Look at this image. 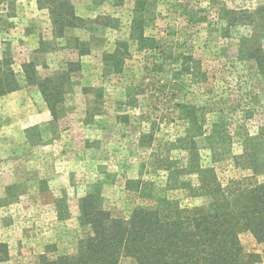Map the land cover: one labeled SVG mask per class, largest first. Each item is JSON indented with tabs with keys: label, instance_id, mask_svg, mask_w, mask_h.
I'll return each instance as SVG.
<instances>
[{
	"label": "rangeland",
	"instance_id": "374dc122",
	"mask_svg": "<svg viewBox=\"0 0 264 264\" xmlns=\"http://www.w3.org/2000/svg\"><path fill=\"white\" fill-rule=\"evenodd\" d=\"M69 1L75 13L73 0ZM76 1L87 5L90 14L95 5L94 18H81L84 26L66 29L63 37L39 38L47 51L56 45L74 49L64 52V57L80 65L58 105L57 118L51 123L46 110L49 121L40 127L30 125L32 107H39L34 96L39 95V104L46 105L20 73L23 64L34 60L40 77L57 72L45 71L48 52L29 55L24 48L26 35L38 32L40 15H48V10L37 0H0V60L9 55L19 90L32 95L29 104L23 97H6L13 92L0 96V242L9 254L2 263L35 264L42 254L49 258L74 255L78 240L89 234L81 227L80 210L88 194L102 198L113 217H127L139 206L162 210L167 204L201 205L203 200L189 197L181 186L197 181L195 174L178 169L187 152L174 143L183 135L176 104L205 108L204 128L219 115L229 130L234 153L240 152L244 130L264 132V83L254 64L237 56L238 40L248 29H227L220 21L223 8L253 10L264 0H142L143 20L135 26L136 0ZM134 28L153 38L165 54H172V47L190 53L200 62L206 79L177 90L172 86V61H166L163 74L153 70L157 55L138 48ZM76 31L79 37L72 35ZM260 35L264 51V30ZM75 38L82 43L79 48L88 50L86 54L78 55ZM125 41L129 55L122 72L104 75L102 53L111 51L115 42ZM142 135L145 141L140 142ZM57 138L61 143L54 146ZM196 141L201 163L206 164L210 143L204 137ZM211 144L214 152H220ZM253 148L244 166L235 167L228 157L213 163L222 185L229 179L264 173V137ZM257 180L264 181V174ZM136 181L145 187L128 190V182ZM36 191L44 192L41 198L33 195ZM29 200L43 207L30 210ZM239 239L244 252L258 254L256 264H264V244L256 243L248 232L240 233ZM119 264L131 261L122 258Z\"/></svg>",
	"mask_w": 264,
	"mask_h": 264
},
{
	"label": "trees",
	"instance_id": "16d2710c",
	"mask_svg": "<svg viewBox=\"0 0 264 264\" xmlns=\"http://www.w3.org/2000/svg\"><path fill=\"white\" fill-rule=\"evenodd\" d=\"M40 7L48 10L53 39L63 37L66 29L84 26V20L77 17L69 0H37ZM134 22L142 21V0H136ZM137 19V20H136ZM220 21L227 29L246 27L248 33L238 40L237 56L240 60L250 61L255 73L264 83V51L261 30H264V5L253 10H229L223 8ZM100 24V23H98ZM102 25V24H101ZM136 29L134 41L140 50H149L157 55L153 70L165 72L167 60L172 61V86L187 89L198 84L206 76L201 64L190 53L172 47V54H165L151 37H144L143 30ZM132 29V30H134ZM131 34V33H130ZM129 37L131 38V35ZM78 55L88 50L79 48L82 43L72 39ZM43 41L34 53L48 52ZM128 43L115 42L111 51L101 55L103 73L120 74L124 60L128 57ZM9 55L0 60V96L19 90L20 85L11 69ZM36 61L22 65V74L27 86H35L51 116V123L57 118L58 105L71 81L73 73L80 70L78 62H65L64 66L51 75L40 77ZM177 118L183 126V135L174 140L187 152L184 164L178 169L195 174L197 183H182L181 186L191 198L203 200L193 208L178 206L164 209L135 207L127 217H113L103 207L102 198L85 195L80 203L81 227L89 234L80 238L74 255H60L49 258L42 254L35 264H119L125 258L131 264H256L259 255L244 252L239 235L248 232L255 242L264 244V181L257 180L264 173H254L242 180L229 179L222 185L216 176L213 163L221 157H228L235 167L244 166L254 153V143L262 142L264 132L244 130L240 152L234 153L229 130L219 115L210 120L206 127L205 108L193 104L178 103ZM251 117V114H249ZM248 116V117H249ZM227 128V129H226ZM145 135L140 142L145 141ZM149 137V136H148ZM204 137L210 144L206 164H202L196 139ZM150 140L147 142L150 144ZM215 148L220 152H214ZM181 171V172H182ZM180 172V173H181ZM178 173V172H176ZM130 185V186H129ZM145 184L128 182V190L137 191ZM173 186V184H172ZM9 260L6 244L0 242V263Z\"/></svg>",
	"mask_w": 264,
	"mask_h": 264
},
{
	"label": "crops",
	"instance_id": "0c3cea01",
	"mask_svg": "<svg viewBox=\"0 0 264 264\" xmlns=\"http://www.w3.org/2000/svg\"><path fill=\"white\" fill-rule=\"evenodd\" d=\"M87 1L88 2H91V0H87ZM72 2H73L74 7H75V11H76L75 12V15L76 16H78L80 18H94L92 16V13L94 11L96 12L97 9H98L95 5H93V7H92V10L93 11L90 14V11H89L87 5L77 3L76 0H73ZM40 17H42V18H41V21H40V24H39L40 26H39L38 32H35L34 31V32L28 33L26 35L29 39L27 40V44L26 43L24 44V48H25V51H28V54L29 55L35 54L34 51L39 46V40H40L39 38H41L42 40H50L52 38V36H51V25H50V21H49L48 15L47 14H44V15L42 14V15H40ZM26 31H28V29H26ZM72 35H75V36L79 37L78 36L79 34H78L77 31L76 32H73ZM57 46L58 45H56V47L54 49H51L50 51H48V53H46L44 55L45 60L47 62L46 66H45L46 67L45 68V71L48 74H51L52 72H55V71H59L60 68L63 66V64L66 61H68V59H66V57H64L66 55V54H64V52H68V50H70L69 52H75L74 49L62 48V45H60L58 47ZM23 51H24V49H23ZM25 60H27V59H24L23 61H25ZM19 68H20V65H19ZM19 72H21V70ZM20 74H22V73H20ZM46 76H48V75H46ZM41 77H43V76H41ZM21 91L22 90H18L16 92H13L11 94H8L6 97H13V96L23 97L22 99H24L25 102H26V104H27L29 101H31L30 100V97L32 95H30L28 93V91H24V92L23 91L21 92ZM17 92H20V93H17ZM39 99H40L39 95H38V97L37 96H34V101L38 103V106L39 107L38 108H33L32 107L33 111L31 113V121H33V122L30 125H38V126L41 127V126L47 124V122L49 121V118H48V114H47V111H46L47 110L46 107L43 106V104L42 105L39 104V102H38ZM68 131H69V129L66 130V131H64V132H68ZM61 138H62V136H61ZM59 143H61L60 142V139L57 138L56 140H53V145L54 146L58 145ZM43 193H44L43 191H36V193L34 192L33 195L34 196H37L38 198H41ZM37 200H35V201H37ZM30 202L31 203L28 204L30 206V210L32 209L33 206L34 207L35 206L36 207H39V206H42L43 205V203L38 204L39 201H38V203H35V204H33L34 201H30ZM26 210H29V209H26ZM2 264H10V263L8 262V263H2Z\"/></svg>",
	"mask_w": 264,
	"mask_h": 264
}]
</instances>
